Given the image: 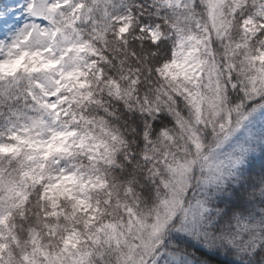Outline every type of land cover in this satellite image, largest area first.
<instances>
[{
  "label": "snow or ice",
  "instance_id": "6c2138e0",
  "mask_svg": "<svg viewBox=\"0 0 264 264\" xmlns=\"http://www.w3.org/2000/svg\"><path fill=\"white\" fill-rule=\"evenodd\" d=\"M0 264H264V0H0Z\"/></svg>",
  "mask_w": 264,
  "mask_h": 264
}]
</instances>
